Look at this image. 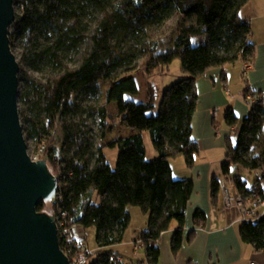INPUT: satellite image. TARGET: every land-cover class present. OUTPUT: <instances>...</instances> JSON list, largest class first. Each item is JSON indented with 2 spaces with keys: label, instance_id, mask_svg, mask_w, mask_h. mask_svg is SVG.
Listing matches in <instances>:
<instances>
[{
  "label": "trees",
  "instance_id": "trees-1",
  "mask_svg": "<svg viewBox=\"0 0 264 264\" xmlns=\"http://www.w3.org/2000/svg\"><path fill=\"white\" fill-rule=\"evenodd\" d=\"M250 0H18L20 14L9 35L11 50L19 41L25 53L19 60L33 69L44 65L50 71L44 81L33 80L26 72L19 78L32 96L25 100L36 111L31 120L30 138L37 150L45 147L43 157L49 172L59 178L54 210H66L70 224L96 229L98 252L89 253V264H112V246L121 244L131 225L128 208L138 207L149 213L148 227L141 234L148 264H158L163 233L176 227L172 253L181 251L187 227V208L194 193L192 179L176 180L171 160L185 157L189 168L195 167L199 145L193 140V116L197 112V81L213 68L224 69L242 61L250 63L255 54L250 24L241 12ZM179 18L178 34L171 39V49L160 51L159 41L146 33ZM45 46L39 50L40 41ZM76 54L75 65L64 56ZM150 55L145 71L149 94L146 103L127 96L140 93L133 76H119L139 69L135 60ZM180 63L183 78L164 90L161 99L153 82L158 72H169ZM251 64V63H250ZM110 81L107 104L117 105V119L138 135L94 147L87 120L76 122L83 111L81 101L93 98L88 107L97 117L96 136L105 141L115 119L100 105L99 83ZM256 98V97H255ZM159 99V100H158ZM249 115L240 120L228 109L225 122L238 137L227 136V157L222 175L229 180L234 168L258 174L250 187L241 177L232 178L238 195L264 201V100L255 99ZM25 116V113H22ZM151 134L158 157L148 160L143 133ZM118 152L112 169L106 151ZM92 164V165H91ZM221 183L211 182L216 200ZM41 201L38 212H44ZM195 227H205L207 215L197 209ZM241 241L264 252V217L257 223L242 222ZM195 232L187 239L192 242ZM107 249V250H106ZM106 250V251H105ZM103 258H97L99 254Z\"/></svg>",
  "mask_w": 264,
  "mask_h": 264
},
{
  "label": "crops",
  "instance_id": "crops-1",
  "mask_svg": "<svg viewBox=\"0 0 264 264\" xmlns=\"http://www.w3.org/2000/svg\"><path fill=\"white\" fill-rule=\"evenodd\" d=\"M241 18L247 21L252 29L250 40L255 47L254 57L251 64L239 60L235 62V65L225 66L224 69L213 68L197 81L200 99L198 110L192 120L193 140L199 145L195 167L189 168L186 165L185 157L184 159L176 158L177 161L174 160L175 158L171 160L173 177L176 180L192 179L194 181V193L187 208L184 246L177 256L173 255L171 242L176 227L165 231L158 243L161 256L158 264H251L255 261L264 264V252H255L251 245L241 241L239 230L241 219L236 203L234 202L229 209L225 205V195L229 194L226 184H229L230 179L227 180L222 175V163L228 155L227 136L233 135L236 140L239 133V130H230L226 125L224 119L226 111L230 108L233 109L237 118L242 121L249 115L251 109V106L246 104L248 95L256 100H264V0H250L241 12ZM247 64L251 68L245 70ZM108 88L105 89V103H103L107 108V113H109L110 106L115 104L109 105L106 102ZM203 89L212 98L220 93L227 99L226 102L219 106L216 103L202 106L201 90ZM139 94L128 95L127 99L136 103H146L148 97L143 101L138 99ZM112 108L117 111L116 104ZM218 112H220L219 119ZM116 126L119 127V136L116 138L110 136L111 129L113 130L114 127L111 125L106 134L105 145L139 133L127 128L125 130L120 122ZM173 161L175 163H172ZM214 177L219 178L221 183V190L216 200L212 198L211 187ZM237 195V191H235L234 198H237ZM197 209L203 210L207 215L205 227H195L193 216ZM128 212L131 214V225L125 232L121 244L112 246L109 250L126 262L145 261L147 263L145 248L136 251L135 245L140 240L142 232L147 229L150 215L138 207H134V209L130 207ZM138 213L142 215V221L134 224V214L138 215ZM92 229L94 228L83 229L81 234L85 239L86 248L90 253H95L100 248H90L87 237ZM192 232H195V238L192 242H188L187 239Z\"/></svg>",
  "mask_w": 264,
  "mask_h": 264
},
{
  "label": "water",
  "instance_id": "water-1",
  "mask_svg": "<svg viewBox=\"0 0 264 264\" xmlns=\"http://www.w3.org/2000/svg\"><path fill=\"white\" fill-rule=\"evenodd\" d=\"M14 0H0V264H71L54 216L38 212L54 201L58 178L48 161H33L18 106L20 63L9 35Z\"/></svg>",
  "mask_w": 264,
  "mask_h": 264
},
{
  "label": "rangeland",
  "instance_id": "rangeland-1",
  "mask_svg": "<svg viewBox=\"0 0 264 264\" xmlns=\"http://www.w3.org/2000/svg\"><path fill=\"white\" fill-rule=\"evenodd\" d=\"M17 1L18 0H14L16 15L20 14V9H19V6H17ZM179 20H180L179 18H174L173 20L167 22V24L161 28L160 27H154V28L146 31V33L149 35L151 40L159 41V43L161 44L160 51L168 52L171 49V46H172L171 39L173 36L175 37V35L178 34L177 28H178ZM44 46H45V42H44V40H41L39 50H42V48H44ZM15 52H16L17 60L19 61L23 57V54L25 53L24 44L21 41H19L17 43L16 48H15ZM76 57H77L76 54L68 53L67 55L64 56V59L69 65L72 66V65H75V63L77 61ZM150 59H151L150 55H148L144 58L139 57L138 59L135 60V63H137L140 68L136 69L133 72L121 75L118 78V79H123L124 77H127V76H133L134 79L137 80L138 88L140 90V94H139L138 99L143 100V101L146 100V98L148 97L147 93L149 92V89H148L149 78L146 77V71H145L144 66L146 65V63ZM23 72L24 73L27 72L34 81L35 80L44 81V79L46 78L47 74L50 71L44 65H41L39 68L33 69L32 67L28 66L26 64V62H24ZM23 72L20 73L19 78H21L24 75ZM152 78H153L152 79L153 82H155V85L159 91V99H161V96H162V93L164 92V90L168 89L169 86L180 81V79L182 78V75L180 73V63L175 62L172 65V68L170 69L169 72H167V71L166 72H158ZM110 85H111L110 81H102L101 83H99L101 95H100L98 103L100 105H103V103H105V89L107 87H109ZM29 92L30 91L27 90L25 83H22L19 81V91H18L19 113H20V117H21L22 128L24 129V137L27 140L28 150H29V154L31 156V155H35L38 153V150H37L38 146H37L36 141L34 139L30 138V133L32 131L31 120L35 119L36 111H34L31 106H27L24 103L26 98H28L29 96H32L31 98L33 99V94H30ZM226 100L227 99L225 97H223V95L221 96L220 93L217 94V96L214 95V98H212V96L208 92H206L205 89L201 90V104H202V106H204L205 104H210V103H214V104L216 103L217 106H219V105L225 103ZM92 101H93V98L91 96H86L82 99V101L80 103H81V107L83 108V111L80 114L76 115L74 117V120L76 122H82V120L88 121V125H90V127H91L90 128V136H91V140H92V145L94 147V151H93V154H94V152L98 148L105 146V141H101L98 138V136H96V133L98 130V119H97V117L95 116V117L91 118L88 114V111H89L88 107L92 104ZM112 107H115V104L113 106H110L109 113H110L111 118L115 119L118 113L116 110H113ZM22 113H25L26 115L22 116L23 115ZM219 116H220V112H218V119H219ZM118 122L119 121L117 119H115L114 124H113L114 127H113V130L111 129V135H110V136H112V138H116L117 136H119V132H118L119 127L116 126V124ZM127 129L125 128V130H127ZM121 135L124 136L123 134H121ZM143 140H144V145L146 147V156H147L148 160L157 158L158 156H157L156 150L154 149V145L152 144L151 134L144 132L143 133ZM106 154H107L108 162H109L111 168L115 169L117 166V161H118V158H117L118 152L108 150V151H106ZM182 159H184V157H182ZM174 160L177 161L176 158ZM172 163H175V161H173ZM235 176L241 177L251 187L252 183L255 181V179H257L258 174H255L252 172L249 173L248 171H245L242 168H240V169L234 168V169H232L230 178H234ZM226 185H227V189L229 191V194L231 195V197H234L236 190H235V187L233 186V180L230 179L229 184H226ZM45 205L46 206L44 208V212L49 214L50 216H52L55 213L53 201H52V203L46 202ZM132 207L134 209V206H131V209H132ZM141 217H142V215L140 213H138V215L134 214V224L140 223L142 221ZM87 237H88V243H89L90 248L98 247L97 246L96 230H94V229L90 230V234Z\"/></svg>",
  "mask_w": 264,
  "mask_h": 264
},
{
  "label": "built area",
  "instance_id": "built-area-1",
  "mask_svg": "<svg viewBox=\"0 0 264 264\" xmlns=\"http://www.w3.org/2000/svg\"><path fill=\"white\" fill-rule=\"evenodd\" d=\"M251 66L247 64L245 66V70L250 69ZM255 99L248 95L246 98V104L252 106L255 103ZM46 153L45 147L39 149L38 153L35 155H31L33 161L39 162V160H43V157ZM58 178V177H57ZM59 182V178H58ZM60 183V182H59ZM225 205L226 208L229 209L232 204L236 203V208L240 214V221L247 223H257L264 217V201L256 200L253 198H245L242 195H237V198L231 197V195H225ZM61 197L57 194L56 199H60ZM55 199V200H56ZM52 216H54L56 225L59 229L58 238L60 239V246L63 252L69 257L71 260V264H89L88 254L90 251L86 248L85 239L82 237L83 228L70 224L69 215L66 210H59L55 212ZM136 251H140L144 246V242L140 239L136 242ZM97 258H103V255L100 253ZM109 261L112 264H147L145 261H138L129 263L126 262L123 258H119L116 255H110ZM251 264H260L258 262H251Z\"/></svg>",
  "mask_w": 264,
  "mask_h": 264
}]
</instances>
